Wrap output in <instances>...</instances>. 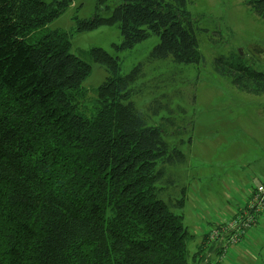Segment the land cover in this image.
<instances>
[{
    "label": "trees",
    "instance_id": "16d2710c",
    "mask_svg": "<svg viewBox=\"0 0 264 264\" xmlns=\"http://www.w3.org/2000/svg\"><path fill=\"white\" fill-rule=\"evenodd\" d=\"M71 1L0 0V264H189L195 236L173 210L183 208L184 192L175 202L159 198L175 182L167 168L184 155L130 101L142 64L120 75L117 57L101 48L75 56L67 33L47 29ZM188 4L119 0L110 8L100 0L92 17L75 18L76 32L117 25L118 52L156 36L150 61L198 64ZM250 5L264 18V0ZM83 58L108 74L89 116ZM214 69L238 90L264 94V73L241 54L216 59ZM228 223L217 225L216 239L213 230L200 236L193 264H212Z\"/></svg>",
    "mask_w": 264,
    "mask_h": 264
},
{
    "label": "rangeland",
    "instance_id": "374dc122",
    "mask_svg": "<svg viewBox=\"0 0 264 264\" xmlns=\"http://www.w3.org/2000/svg\"><path fill=\"white\" fill-rule=\"evenodd\" d=\"M98 1L72 0L47 29L67 33L70 53L75 56L101 48L117 57L120 75L143 65L142 76L130 86V101L146 116L149 126L165 132L170 149L184 155L183 165L167 168L175 182L159 198L175 202L184 192L183 208L173 210L183 215V225L195 236L188 242L189 264H193L191 256L201 244L200 236L215 231L218 224L227 223L233 216L230 221L236 219L251 190L264 182V94L240 91L214 69L216 59L238 53L246 64L264 73V18L250 5L258 0H189L187 11L196 21L202 55L198 64L191 65L175 64L171 59L150 61L149 54L159 41L156 36L118 52L113 47L122 41L117 25L76 32L75 18L92 17ZM102 2L111 8L119 0ZM83 60L91 66L82 83L88 93L84 105L89 116L96 89L108 74L100 65ZM240 214L244 215L242 226L250 211ZM260 224L240 242L241 236L238 245H227L229 239L218 245L208 255L212 264H264V218ZM250 227L240 231L245 233ZM231 232L225 230L223 236L236 234Z\"/></svg>",
    "mask_w": 264,
    "mask_h": 264
},
{
    "label": "built area",
    "instance_id": "2783aa9c",
    "mask_svg": "<svg viewBox=\"0 0 264 264\" xmlns=\"http://www.w3.org/2000/svg\"><path fill=\"white\" fill-rule=\"evenodd\" d=\"M252 192L250 193V199L248 201V208L246 209V211L244 212V214H247L250 211V215H248V217L246 218V220L244 222H242V226H240L241 224V218L239 217L235 220H233L232 222H230L228 224V227L230 230H234L236 231V234H234L233 239L232 236L229 238V244L234 243L236 244L237 241L240 240L241 236H243L244 231H240L242 229V227H250L255 223V219L257 218V216H259L261 213L264 212V182L261 184H258L257 187L253 190H251ZM247 225V226H245ZM223 229V228H222ZM225 230H221L220 232L223 233L225 232ZM216 236V237H215ZM219 236V231H213V234L210 236L211 239L213 238H218ZM212 239V240H213ZM226 246V245H225Z\"/></svg>",
    "mask_w": 264,
    "mask_h": 264
},
{
    "label": "crops",
    "instance_id": "0c3cea01",
    "mask_svg": "<svg viewBox=\"0 0 264 264\" xmlns=\"http://www.w3.org/2000/svg\"><path fill=\"white\" fill-rule=\"evenodd\" d=\"M248 197H249V198H248V200H249V199H250V194H249ZM247 205H248V202H247V204H246V206H245L246 209L248 208ZM243 209H244V208H243ZM243 209L239 210V212L237 213V214H238V215H237V216H238L237 218H239V217H243V216H244L243 214H239L241 211H242V213H244V212L246 211V209H245V210H243ZM232 218H234V216L231 217L230 220H231ZM237 218H236V219H237ZM263 218H264V213H263L261 216H260V215L257 216V218L255 219V223L250 227V229H248V230L244 233V235H243V237L241 238L240 242L245 238L246 235H249V236H250V234H252V233L254 232L253 229H255V228H257V227H259V226L261 225L260 222H261V219H263ZM230 220L228 221L229 223L231 222ZM234 220H235V219H234ZM229 223H228V224H229ZM227 227H228V226H227ZM222 228H223V229H226V227H224V226H223ZM204 234H206V233H203V234L201 235V237H202ZM201 240H202V238H201ZM199 242H201V241H199ZM240 242H239V243H240ZM239 243H238V244H239ZM238 244H236V245H238ZM236 245H235V246H236ZM226 251H227V253H228V250H226Z\"/></svg>",
    "mask_w": 264,
    "mask_h": 264
}]
</instances>
